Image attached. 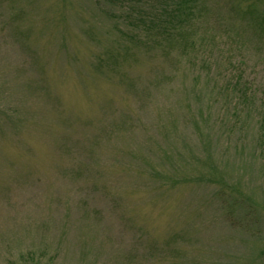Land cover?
<instances>
[{
    "label": "rangeland",
    "instance_id": "rangeland-1",
    "mask_svg": "<svg viewBox=\"0 0 264 264\" xmlns=\"http://www.w3.org/2000/svg\"><path fill=\"white\" fill-rule=\"evenodd\" d=\"M147 1L0 0V264H264V0Z\"/></svg>",
    "mask_w": 264,
    "mask_h": 264
},
{
    "label": "trees",
    "instance_id": "trees-1",
    "mask_svg": "<svg viewBox=\"0 0 264 264\" xmlns=\"http://www.w3.org/2000/svg\"><path fill=\"white\" fill-rule=\"evenodd\" d=\"M156 1H147L150 22L136 36L168 42L175 34L186 41L187 27L194 21L196 13V0H161L158 4ZM241 93L245 97L243 91Z\"/></svg>",
    "mask_w": 264,
    "mask_h": 264
}]
</instances>
